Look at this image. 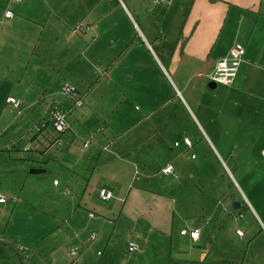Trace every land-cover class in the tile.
I'll list each match as a JSON object with an SVG mask.
<instances>
[{
  "label": "rangeland",
  "instance_id": "1",
  "mask_svg": "<svg viewBox=\"0 0 264 264\" xmlns=\"http://www.w3.org/2000/svg\"><path fill=\"white\" fill-rule=\"evenodd\" d=\"M0 1V20L5 5L16 13L0 27V195L15 202L0 206V264H41L39 259L44 264L197 263L210 240L207 264H264V228L246 209L251 208L248 198L264 218L256 204L264 208V105L228 97L223 85L211 89L209 66L187 64L183 75L192 80L191 95L202 105L198 110L182 91L179 74L166 64L165 70L158 68L137 48L128 55L121 52L117 43L134 31L105 25L98 37L87 32L73 36L75 26L63 28L50 17L48 4L61 7L60 0ZM70 1L62 6L68 12L85 10L80 1ZM193 1L132 0L149 12L146 25L164 40L166 53L173 50V36ZM104 4L101 9L107 10ZM136 54L142 64L136 63ZM67 84L85 95L88 106L74 107L63 94ZM10 97L21 102L20 113L7 104ZM53 104L68 113L71 128L59 137L62 147L47 150L41 143L56 135L41 131L50 122ZM143 137L144 144L134 147L137 161L155 162V176L168 164L176 170L174 177L161 180L163 193L176 201L173 227L164 230L130 217L116 221L122 204L100 202L92 188L109 183V168L118 160L110 184L124 200L136 170L138 176L144 174L142 167L124 151L99 167L97 157L109 154L102 151L108 142L120 139L118 148L127 150L129 139ZM185 138L192 143L189 151L182 145ZM120 158L134 164L123 170ZM90 213L104 222L102 228L94 226L98 220L90 219ZM186 228L201 233L195 247L180 234ZM129 242L137 243L140 252L128 254Z\"/></svg>",
  "mask_w": 264,
  "mask_h": 264
},
{
  "label": "crops",
  "instance_id": "2",
  "mask_svg": "<svg viewBox=\"0 0 264 264\" xmlns=\"http://www.w3.org/2000/svg\"><path fill=\"white\" fill-rule=\"evenodd\" d=\"M12 1L13 0H9L10 3ZM60 1L61 5L63 6L65 0ZM78 1L83 4L85 10L80 11L75 8L72 9L73 11L68 12L65 7H58L57 5V9V7L54 8L51 4L47 3L48 5H50V17L55 19L56 22L58 21L59 26L66 29L71 28L72 26H77L78 24H83L90 29L89 31H87V33H93L96 37H98V31H100L101 27L105 25H110L114 28H117L118 30L129 29L132 32L134 31V36H125L117 43V46H120V50L123 48L121 52L126 51L124 54L128 55V52L130 50L137 48L139 50L138 54H145L150 57V59H152V61L158 68L164 69V65L166 64L173 74H179V84L182 88V91L188 94V98H192V103L198 110L202 105L199 100H194L193 96L191 95L193 90H190V82L192 80L184 78L183 74H185V66L187 64L209 66V73L207 75V78L210 80V76L214 73L217 63L228 55L231 48L235 44L243 45L246 52L237 76L231 86L223 87L226 88L228 97L230 95H233L235 98L238 96H240V98L246 97L247 99L245 100L249 102L250 100L252 102L254 101L257 107L260 105H264V0H218L216 3H211L209 0H194L192 9L190 10L186 22L182 26L177 36H173V38H176L174 48L168 53L162 52V49H164V40L160 41L158 37H155V35L152 33V30L146 25V21L150 18L149 12L146 11V9L137 7V4L132 2V0L130 3V0ZM114 1L116 2V6L111 5ZM18 2H16V4H18ZM73 2L74 1L71 0L70 4L72 5ZM102 3H105L104 5L107 6V10L101 9ZM0 4H2L1 1ZM5 6L6 7H3L4 12L6 10H10L14 13L9 5ZM116 13H118V17L116 19L113 18L112 20H110V18L113 17V15H115ZM15 17L16 13H14V18L12 19H5L3 16V18L0 20V27L2 28L3 21H11L14 20ZM137 20H140L141 23H139ZM79 34H73V36H78ZM164 39H167L166 36ZM151 41H154L155 47L159 48V50L162 52V55L158 56L156 54ZM137 57V54L133 57L135 58L136 63L142 64L143 62L139 59V57L137 59ZM139 66L142 67L143 65ZM205 70H207V68ZM199 76L202 75L200 74ZM211 84L213 86L215 85L210 80V85ZM218 86L219 85H215V87H211V89H216ZM182 91H179L180 97L182 98L186 106L190 108L187 99L184 97ZM80 95L84 97L83 106H88L85 95L81 93ZM181 105L183 106V103H181ZM257 107L256 110L258 109ZM262 107L263 109L260 111L261 113H263L264 111V106ZM146 139V137H143L141 139H129L127 141V150L118 148L120 139L114 140L113 143L108 142V145L102 148V151H106L109 154L103 157V154L100 153L97 157L96 165L98 167L103 164L106 165V160H108L111 156L114 158L121 156L118 155L117 152H119V154H123V151L126 152L127 156L131 160L136 162L141 161L136 157L134 147L143 145ZM59 141L60 145L57 144V140H55V138H53L52 140L46 139L41 143V145L46 147L47 150L48 148H59L63 146L62 139H59ZM177 143L178 142H176L175 144ZM182 145L186 151H189L192 147L186 146L183 142ZM11 148L13 149L14 146H11ZM260 154L264 158V151L261 150ZM121 159L122 158H120V160ZM112 163L114 164V167H110L109 169L112 170L113 175L111 176V179H109V183H102L101 185L97 186L93 185L92 188L96 193L98 199L99 191L102 189H106L112 192L115 196V198L110 201H102L99 199L100 202L109 203L113 201L122 204L118 219H116V221H119L121 217H130L135 222L137 220H142L145 223H149L154 229L164 230L167 228V226L173 227V217L176 201L173 197H169L168 195H165V193H163L166 189L161 183L165 179H169L175 176L176 170L173 165L168 164L165 167H162L160 172H158V176H155L151 173V169H154L155 167V162L153 163L151 160L138 162V165L142 167V171L144 172V174L140 173L141 175L138 176V169L136 170L137 172L135 173V177L133 176L132 181H129L128 191L127 189L125 190V192L127 191V193H125V195H122L125 197L123 200L121 199V197H119V195H115L116 192L113 188L114 185H112L113 181H111L116 180L114 176L116 175V172L114 171L115 167H118L120 165V161L118 162V160H116V162ZM131 164L134 163L125 161L121 164V166L123 167V170H125L126 168H129ZM168 166L173 167L174 170L172 174L164 173V169ZM122 173L124 174V171H122ZM110 182H112V184H110ZM121 191L122 190H120L119 192ZM6 199L7 203L0 204V206H7L9 203L13 205L15 204L13 200H9L8 198ZM247 200L248 205L251 208H248L247 206L246 209L249 211H251L250 209H252L253 214L258 218L262 227L264 228V218L258 215L256 205L254 207V205L248 198ZM256 204L262 211V215L264 216V208L262 207V204H259L258 201L256 202ZM91 215H93V217H91ZM89 217L90 219H96V215L93 213H90ZM94 226L102 228L104 226V222L98 220ZM184 230L192 231L199 229L186 228L182 229L180 232L181 236L186 238L188 242L195 247L201 241V233L199 240L194 241L190 236L182 235V231ZM95 236V240H92V238L90 237V242H96L97 235ZM212 247V242L208 241V244L204 246L205 253L199 254L200 259L197 263L205 262L206 253L211 252ZM11 249L13 252H15L14 247H12ZM77 250L79 253V249ZM140 250L141 248L138 252H140ZM39 262L41 264H44V262L40 259Z\"/></svg>",
  "mask_w": 264,
  "mask_h": 264
},
{
  "label": "built area",
  "instance_id": "3",
  "mask_svg": "<svg viewBox=\"0 0 264 264\" xmlns=\"http://www.w3.org/2000/svg\"><path fill=\"white\" fill-rule=\"evenodd\" d=\"M13 1H19V0H13ZM155 3H163L166 2V0H154ZM4 18L5 19H12L14 18V13L10 10H6L4 12ZM90 29L83 25L78 24L73 28V34H79L82 32H87ZM245 47L241 44H235L231 50L229 51L228 55L220 60L215 68L214 73L210 76L211 82H213L215 85H223V86H231L237 76V73L239 71V68L243 62L244 56H245ZM63 94L65 97L70 99L73 102V105L75 107H83L84 102L80 95V93L71 85L67 84L63 87ZM7 104L14 107L18 112L21 108V102L13 97L8 98ZM51 124L53 127V131L56 136H61L65 134L70 129V124L68 121V114L62 110L59 109L58 106L54 107V109L51 111ZM1 136V133H0ZM183 143L191 147L192 143L189 139L185 138ZM57 144L60 145V141L57 140ZM91 143H86L85 148H88ZM180 144H176V146H179ZM173 167L168 166L164 169L165 174H172L173 173ZM56 184V183H55ZM67 195L70 194L69 191L66 192ZM98 197L102 201H110L115 198L114 194L106 189H102L99 191ZM7 199L5 197L0 196V204H6ZM93 217V215H91ZM239 235H242L241 232H238ZM182 235H188L191 237L192 240L197 241L200 238V231L199 230H192L182 231ZM92 240L96 239V236L92 235ZM139 246L134 243L130 242L127 247V253L132 254L139 251ZM21 251H26L24 248H19ZM71 258L75 259L78 255V250H73L71 252ZM73 264H77L75 260H73Z\"/></svg>",
  "mask_w": 264,
  "mask_h": 264
},
{
  "label": "trees",
  "instance_id": "4",
  "mask_svg": "<svg viewBox=\"0 0 264 264\" xmlns=\"http://www.w3.org/2000/svg\"><path fill=\"white\" fill-rule=\"evenodd\" d=\"M211 3H216L218 0H209ZM132 43V42H131ZM130 43V44H131ZM129 44V45H130ZM128 45V46H129ZM81 97H82V99L84 98L82 95H81ZM56 106H58L59 107V109H62V107L60 106V105H56V104H53L52 106H51V110H50V117H51V111L54 109V107H56ZM21 109V108H20ZM62 110H64V109H62ZM65 111V110H64ZM66 112V111H65ZM19 113H20V111H19ZM67 113V112H66ZM68 114V113H67ZM43 130H51L52 131V133H54V131H53V127H52V124H51V120H50V122L49 123H47L45 126H44V128L42 129V131L41 132H43ZM55 134V133H54ZM56 138H55V140H58L59 141V137L60 136H55ZM211 241V240H210ZM23 252H26L27 254L26 255H28V257H30V259L33 257L32 255H31V253L30 252H28V251H23ZM170 264H207L206 262H201V263H196V262H181V263H173V262H171ZM212 264H216V263H212ZM218 264H235V263H223V262H221V263H218Z\"/></svg>",
  "mask_w": 264,
  "mask_h": 264
},
{
  "label": "water",
  "instance_id": "5",
  "mask_svg": "<svg viewBox=\"0 0 264 264\" xmlns=\"http://www.w3.org/2000/svg\"><path fill=\"white\" fill-rule=\"evenodd\" d=\"M210 87H213V88H214V87H215V85L213 86V85L211 84V85H210ZM237 207H238V206H235V210L237 209Z\"/></svg>",
  "mask_w": 264,
  "mask_h": 264
}]
</instances>
